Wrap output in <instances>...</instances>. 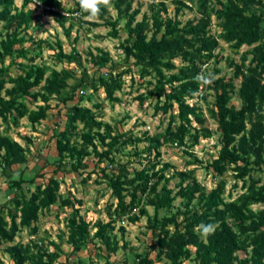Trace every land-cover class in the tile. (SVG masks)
Returning a JSON list of instances; mask_svg holds the SVG:
<instances>
[{
  "label": "trees",
  "instance_id": "trees-1",
  "mask_svg": "<svg viewBox=\"0 0 264 264\" xmlns=\"http://www.w3.org/2000/svg\"><path fill=\"white\" fill-rule=\"evenodd\" d=\"M168 2L175 5L174 16L169 15ZM31 3L37 7L29 8ZM40 6L66 28L68 36L77 22H86L94 27L109 26L108 35L118 38L119 25L124 21L128 36L119 45L124 60L134 59L133 65L142 79L140 84L147 85V90L137 98L141 103L148 98L155 99V114L161 113L163 120L168 119L165 130L153 135L146 131L141 136L133 129L121 132L116 124L100 119L103 103H94L96 110L83 105L84 100L93 99L101 88L113 103L121 101L116 91L123 90L124 75L133 71V66L119 71L111 53L98 47V53L90 51L91 62L98 70L106 67L107 71L91 76L76 46L67 53L61 41L53 44L29 33ZM111 9L117 11L116 17ZM186 9L197 14L184 22L180 16ZM150 11V15L144 14L138 20L141 7H135L134 0H110L108 6H101L96 20L88 21L85 20L87 14L80 11L79 2L76 7L67 9L63 0H24L22 7L16 5V0H0V23L3 22L0 30V175L5 176L8 190L14 193L0 205V247L16 264H57L65 253L63 242L72 246V251L65 253L70 261L72 254L96 240L107 246V254L99 247L102 257L109 258L120 248L130 250L133 258L127 256L123 264H157V261L163 264H185L186 261L190 264H264V207L253 208L255 204H264V181L257 176L264 172V0H158L150 4ZM213 15L221 28L217 34L211 31ZM67 22H70L68 27ZM221 39L235 52H240L244 45L249 48L242 52L240 60L230 59L234 67L230 78L216 77L221 70L215 68L213 82L202 84L196 79L198 74L204 72L211 61L215 60L218 65L222 60L218 52ZM29 41H33L35 47H26ZM46 45L58 49L54 54L57 62L76 61L83 67L82 75L77 77L67 67L57 69L38 63ZM20 58L26 61H19ZM13 66L21 72L13 75ZM73 78L74 82L70 83ZM238 78H241L239 85L236 84ZM91 88L93 91L89 93ZM209 89L215 91L214 105L209 107V112L218 123L222 147L218 156L205 167L211 169L216 178L233 171L237 180L233 191L238 188V181H242L243 191L234 196L230 190L229 199L227 179L219 180L208 191L196 177L197 167L174 170L170 175L168 171L174 165L161 158L162 146L176 145L194 156L188 164H204L194 154V148L202 137L209 138L214 133L207 125L203 107L189 100L199 95L207 99ZM235 95L241 100L240 106L233 101ZM53 98L67 109L65 128L54 129L58 148L53 159L54 174L42 182L37 178H45L43 172L27 179L22 171L16 178L13 166L29 161V146L14 138L10 130L19 127L24 117L36 129L49 117ZM30 101L43 103L31 108ZM176 105L177 113L174 112ZM1 123L5 125L3 129ZM80 123L82 128H79ZM24 137L32 141L29 136ZM143 141L148 145L139 149L138 143ZM129 145L135 147L134 152H126ZM120 154L133 158L124 161ZM93 155L98 166L105 163L100 167L103 179L95 181L106 182L112 190L111 197L117 200L109 206L107 222L101 218L90 221L81 214L83 200L76 198L71 190L62 194L63 180L55 176L60 171L82 174L81 170L89 166L86 158ZM134 160H146V163L131 171L129 166ZM91 174L83 181L91 178ZM177 177L180 180L171 186V180ZM178 197L182 202L176 205ZM56 204L60 208L72 207L67 218V238L65 231H60V242L49 241L54 249L44 242L50 238L48 233L38 241H16L18 232L25 227L35 235L43 212ZM143 216L148 218L147 228L155 241L136 252L125 240L126 227H117L116 223L124 218L137 222ZM201 223L216 225L214 234L202 237L198 232ZM121 240H124L123 245H120ZM155 249L158 250L156 259L151 257ZM77 262L85 261L80 257ZM0 264H4L1 259ZM89 264H93V260Z\"/></svg>",
  "mask_w": 264,
  "mask_h": 264
},
{
  "label": "rangeland",
  "instance_id": "rangeland-1",
  "mask_svg": "<svg viewBox=\"0 0 264 264\" xmlns=\"http://www.w3.org/2000/svg\"><path fill=\"white\" fill-rule=\"evenodd\" d=\"M64 5L67 9L76 7V3L79 0H63ZM153 1L158 0H134V6L141 7V13L138 15V20H141L144 14L150 15V4ZM24 0H16V5L18 7H22ZM169 3V15L174 16L175 14V5L171 2ZM29 8H36L35 3H31L28 6ZM196 10V8H194ZM112 10V15L114 17L117 16V11L115 9ZM196 11L186 9L183 14H181V18L183 21H187L190 18L196 16ZM35 19L33 21V27L29 29V33H34L36 39H48L53 44L57 43V41H61L63 45L64 52L69 53L74 46L77 47V50L82 56V62L85 67L88 68V73L93 76H98L99 72L107 71V68L104 67L100 70L97 67L93 66L91 62L90 51H93L95 54L99 52L98 47L103 48L109 51L114 58L115 61L118 62V70L126 69L129 65L133 66V71L124 75L125 83L122 91H116V95L121 98V101L112 102L106 97V92L104 88H101L96 94L93 95V99H86L83 102V105L88 107H93L94 103L101 102L104 104L102 110V116L100 119L110 122L112 124L117 125V129L121 132L129 131L133 129L136 135H143L144 132H148L151 135L162 132L165 130L168 124V119H164L162 114H155V99L148 98L144 103H141L137 98L138 94L145 92L147 90V85H141L142 79L139 76V70L136 66L133 65L134 59H131V62H126L124 60L123 50L120 48V42L123 41L128 33L124 28L125 22L122 21L119 25L120 28V37H113L108 35L111 27L101 25L98 27L91 26L88 23L80 24L77 22L75 27L71 31V36H68L66 33V28L61 26L55 18L49 14L44 13L42 7H38L35 14ZM88 21H94L96 19H87ZM70 22H67L68 25ZM3 26V22L0 23V30ZM39 26V27H38ZM41 26V27H40ZM40 28V31L36 32L37 29ZM212 33H218L221 31L220 26L218 25V19L215 15H213V23L211 27ZM79 37V40L76 41V37ZM221 41V47L218 52L222 55L221 62L216 65L215 60L211 61L209 65L205 67L206 75L211 73L212 75L215 73V68H219L221 72L216 73V77L225 76L226 78H230L233 75L234 67L230 65V59L240 60L241 54L243 51L247 50L249 47L244 45L240 52H235L233 48L224 40ZM26 47H35V43L33 41H29L25 44ZM58 51L57 48H50L46 45L43 49V54L41 57L37 59L38 63H46L50 65L52 68L62 69L63 67H67L76 74L77 77L82 75V68L75 61L73 63L68 64L67 62H57L54 54ZM32 55V52L29 54ZM19 61H26L25 59L20 58ZM180 59H176V62L179 64ZM10 62V59H7V63ZM21 70L16 66L11 68V73L16 75L20 73ZM149 79V78H148ZM74 78L70 79V83L74 82ZM135 80V81H134ZM241 82V78L236 80V84L239 85ZM10 86V84H8ZM93 89H89V93H92ZM82 92V91H81ZM209 95L207 99L203 96L199 95L198 97L189 100V103L199 102V104L203 107L205 116L207 117V125L213 131V136L209 138H201L200 144L195 146L194 154L201 160L204 161V164L199 162H195L194 164H188L189 161L194 160V156L189 153L183 152L181 148L176 145H164L160 148L162 152V160L164 162H170L174 165V168H171L168 173L171 175L174 173V170H184L187 168L196 169V177L206 186L207 190H211L216 186L217 182L221 179H227V198H231L229 196V191L233 189L234 183L237 181L234 177L233 171H228L225 175L216 178L213 171L211 169H207L205 165L212 161L214 158L218 156L219 150L222 147V143L220 141V132L218 130L217 121L211 116L209 112V107H213L215 101V91L213 89H209L207 92ZM234 103L237 106H240L241 100L234 96ZM31 108H37L38 104H42V101L36 102H28ZM71 104L73 102H70ZM52 108L49 110V117L45 119L41 124L37 126V128H33L32 124L28 120L27 117H24L21 120V124L17 128H12L10 130V134L18 139L23 145H28V158L29 161L26 164H18L13 166L15 171L14 177L19 178L21 176V172L24 171V176L27 179L32 178L35 174L43 172L46 174L45 178L40 177L37 178L38 182L47 181V179L54 174V170L56 165L53 162L56 155L58 154L57 148V137L54 135V129L59 127L60 129H64L65 126V114L66 107L63 103L58 104V100L53 98L51 100ZM174 112H178V105L175 106ZM1 128L3 129L5 125L1 123ZM195 124H197L195 122ZM82 123H80L79 128H82ZM29 136L32 141L29 142L26 137ZM145 145H148V142L143 141L138 143V148L143 149ZM135 147L133 145H129L127 147L126 152H134ZM144 155H146L144 153ZM119 157L122 160H126L130 156L128 154H120ZM86 161L89 163L88 167L83 171L82 174L79 172H70L63 173L62 171L56 173V177L61 178L63 183L61 184L60 192L65 194L67 190H71L76 198L82 199L83 204L81 206V214L86 215L87 219L90 221H96L101 218L104 221H109L108 210L109 206L112 203H116L117 200L111 197L112 190L107 187L106 182L97 183L95 179L102 180V171L100 167L105 166V163L97 165V159L94 158V155L86 158ZM146 160L143 162H137L134 160L133 164H131L129 169L132 171L135 167L142 168ZM96 169V170H94ZM91 174V178L87 179L86 182L83 181L85 177ZM257 176L263 178L264 181V172L257 173ZM180 178H173L170 182L171 186H175L177 181ZM238 188L234 189L233 194L237 196L239 193L243 191L241 188L242 181H238ZM26 186V185H25ZM35 185L32 186L31 189H34ZM177 189V188H176ZM14 196V193H11L8 190V183L5 179L4 175H0V205L8 201L11 197ZM130 197H128V200ZM182 202V198L178 197L175 201L176 205H179ZM77 207L79 204L76 205ZM264 204H255L253 208L260 209L263 208ZM151 213H154L152 207H149ZM72 211V207L60 208L59 204L53 205L48 211H44L40 220L37 222L39 227L38 232L35 235L30 233L28 227L23 228L18 232L16 236V241H23L27 243L30 239L32 240H40L41 237H45L47 233L50 235V238L45 239V244L50 246V249H54V246L49 243L50 240L61 241L59 238V232L65 231V238L68 237V226H67V218ZM9 221L11 220L9 216L6 217ZM148 218L147 216H143L137 222H131L129 219L124 218V220H118L116 225L120 227L121 225L125 226L127 229L125 240H128L129 247L132 248L136 252H141L147 248L148 244H151L155 240L153 239L152 231L147 228ZM173 228V226H171ZM96 229L93 230V233ZM121 236V233L119 232ZM97 243V244H96ZM95 242H90L87 248L76 252L71 255V260L68 261V255L66 252L72 251V246L67 242L62 243V248L65 253L59 258V263L64 262L65 264H71L73 261L76 264H89L93 260V264H106L107 261H110L111 264H123L124 260L128 256L130 259L133 258V253L130 250H125L124 248H120L119 251L115 253H111L109 258L99 256V252L101 251L99 247H102V252L104 254L108 253V249L106 245H102L98 240ZM124 240L120 241V245H123ZM158 250H153L151 253V257L157 258ZM83 258L85 261L77 262L79 258ZM0 259L4 264H16V262L12 259L9 253H7L3 247H0ZM57 263V264H59ZM157 264H163L162 261H157ZM185 264H190L189 261H186Z\"/></svg>",
  "mask_w": 264,
  "mask_h": 264
},
{
  "label": "clouds",
  "instance_id": "clouds-1",
  "mask_svg": "<svg viewBox=\"0 0 264 264\" xmlns=\"http://www.w3.org/2000/svg\"><path fill=\"white\" fill-rule=\"evenodd\" d=\"M110 4V0H79L80 11L81 13L87 14V19H95L99 16L101 11V6H108ZM197 81L209 85L213 82L214 76L209 73L205 74L203 71L198 74L196 77ZM216 229V225L214 224H204L201 223L198 225V232L202 237H207L209 235L214 234Z\"/></svg>",
  "mask_w": 264,
  "mask_h": 264
},
{
  "label": "built area",
  "instance_id": "built-area-1",
  "mask_svg": "<svg viewBox=\"0 0 264 264\" xmlns=\"http://www.w3.org/2000/svg\"><path fill=\"white\" fill-rule=\"evenodd\" d=\"M40 7H42V6H40Z\"/></svg>",
  "mask_w": 264,
  "mask_h": 264
}]
</instances>
